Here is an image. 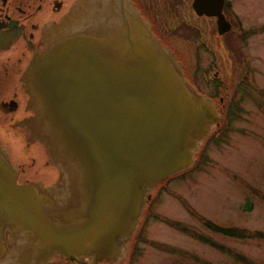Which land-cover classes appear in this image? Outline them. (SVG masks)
<instances>
[{"label": "water", "instance_id": "1", "mask_svg": "<svg viewBox=\"0 0 264 264\" xmlns=\"http://www.w3.org/2000/svg\"><path fill=\"white\" fill-rule=\"evenodd\" d=\"M224 3L194 1L220 33ZM65 8L20 77L18 129L56 178L20 182L0 140V264H126L153 191L197 164L224 119L133 0Z\"/></svg>", "mask_w": 264, "mask_h": 264}, {"label": "rangeland", "instance_id": "2", "mask_svg": "<svg viewBox=\"0 0 264 264\" xmlns=\"http://www.w3.org/2000/svg\"><path fill=\"white\" fill-rule=\"evenodd\" d=\"M229 2L231 14L241 19L243 27L242 31L236 27L226 39L232 51L219 44L212 19L194 23L206 43H196L193 37L199 31L183 21L170 30L172 36L165 34L200 91L218 97L221 88L224 102L228 97L232 101L226 125L207 139L197 154V164L153 191L149 217H143V228L130 244L126 264H245L237 256L264 264V238L228 236L209 229L197 216L220 226L264 232V0ZM188 12L185 19H194ZM29 142L26 137L19 148ZM32 143L34 155L19 161L26 176L48 184L53 181L46 178L52 166L46 152ZM45 160L47 167L40 171Z\"/></svg>", "mask_w": 264, "mask_h": 264}, {"label": "flooded vegetation", "instance_id": "3", "mask_svg": "<svg viewBox=\"0 0 264 264\" xmlns=\"http://www.w3.org/2000/svg\"><path fill=\"white\" fill-rule=\"evenodd\" d=\"M74 0H0V140L5 144L10 152L12 162L19 169L20 182L33 180L32 177L26 176L21 158L30 159L34 155V149L31 144L26 149L19 148L20 143L25 139L18 129V122L24 117L30 115L25 109L26 94L21 88L20 77L28 65L34 49L43 47L40 42L43 26L54 20H59L64 14L70 3ZM195 0H133L135 6L141 12L146 20L153 27L154 33L162 39L163 43L176 50L168 39L170 30H175L184 23H190L199 31V35L193 37L196 43H206L204 34L200 28H196L197 19H212L216 33L220 38L219 44L226 50L232 51V46L227 45L226 39L229 34L236 30L242 31L241 19L233 12L230 2L227 0L223 14L231 23V30L227 33H220L218 30V17L207 14H200L194 6ZM185 7L183 8L182 6ZM189 3H191L189 5ZM189 5V8H187ZM180 6V7H179ZM182 9V15L179 19L176 15ZM189 11V12H188ZM187 12L193 14L194 19H185ZM181 17V18H180ZM183 21L184 23H180ZM172 25V26H171ZM252 32V31H251ZM238 36V34H237ZM199 37V38H198ZM214 37V36H213ZM172 38V37H171ZM213 39V38H212ZM211 39V40H212ZM202 40V41H198ZM207 48V44H205ZM217 90V89H215ZM219 96V91H218ZM214 97H217L216 95ZM220 101L224 105L225 96L221 95ZM40 149V148H39ZM41 150V149H40ZM21 154V155H20ZM34 159V158H33ZM50 165V163H49ZM46 174L47 179H52L49 171ZM25 178L24 177V175ZM44 181V180H43ZM45 182V181H44ZM52 264H67L66 261L58 259Z\"/></svg>", "mask_w": 264, "mask_h": 264}, {"label": "trees", "instance_id": "4", "mask_svg": "<svg viewBox=\"0 0 264 264\" xmlns=\"http://www.w3.org/2000/svg\"><path fill=\"white\" fill-rule=\"evenodd\" d=\"M192 213L195 214V212H192ZM197 216L202 221V223H204V225L206 227H208L209 229L216 231V232H220V233L228 235V236H233V237H237V238H241V239H244V238L245 239L246 238H258V239L262 238L263 239L264 238V232L263 231H257V230L252 231V230H248L246 228L220 226V225L215 224L211 220L206 219L203 216H200V215H197ZM166 221H168V220H166ZM172 223H173L172 225H175L177 228L184 229V230L188 231L181 224H178L175 222H172ZM198 237L203 239V236H198ZM212 245H214V244H212ZM217 247L219 249L221 248L219 246H217ZM237 258L245 264H255L251 261H248L247 258H245V257L237 256Z\"/></svg>", "mask_w": 264, "mask_h": 264}, {"label": "bare ground", "instance_id": "5", "mask_svg": "<svg viewBox=\"0 0 264 264\" xmlns=\"http://www.w3.org/2000/svg\"><path fill=\"white\" fill-rule=\"evenodd\" d=\"M148 21V20H147ZM149 22V21H148ZM149 24L151 25V27H152V24L149 22ZM152 30H153V27H152ZM230 98H232V97H228V102L230 103V101H232V99H230Z\"/></svg>", "mask_w": 264, "mask_h": 264}]
</instances>
